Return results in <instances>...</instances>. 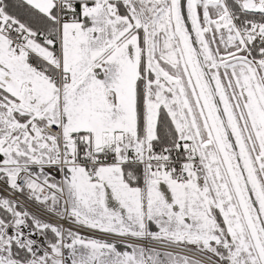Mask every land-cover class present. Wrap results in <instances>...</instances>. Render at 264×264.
<instances>
[{
	"label": "snow or ice",
	"instance_id": "1",
	"mask_svg": "<svg viewBox=\"0 0 264 264\" xmlns=\"http://www.w3.org/2000/svg\"><path fill=\"white\" fill-rule=\"evenodd\" d=\"M0 264H264V0H0Z\"/></svg>",
	"mask_w": 264,
	"mask_h": 264
}]
</instances>
